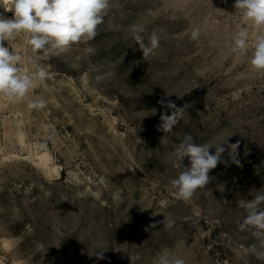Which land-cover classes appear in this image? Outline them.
Instances as JSON below:
<instances>
[{
    "label": "rangeland",
    "instance_id": "obj_1",
    "mask_svg": "<svg viewBox=\"0 0 264 264\" xmlns=\"http://www.w3.org/2000/svg\"><path fill=\"white\" fill-rule=\"evenodd\" d=\"M234 2L118 0L91 54L79 45L47 56L26 36L8 42L25 71L43 65L49 78L30 92L44 109L0 96V264H157L163 251L185 264H264L237 226L239 200L264 188V71L231 51L238 26L250 48L257 33ZM138 24L161 37L147 61ZM169 102L186 107L164 133ZM186 133L212 153L238 142L239 165L226 150L210 183L182 201L169 181ZM164 217L176 225L157 224Z\"/></svg>",
    "mask_w": 264,
    "mask_h": 264
},
{
    "label": "clouds",
    "instance_id": "obj_2",
    "mask_svg": "<svg viewBox=\"0 0 264 264\" xmlns=\"http://www.w3.org/2000/svg\"><path fill=\"white\" fill-rule=\"evenodd\" d=\"M118 6V0H0V96L9 100L26 102L30 110L44 109L47 101L43 98H30L31 90L37 84H43L49 78V72L43 65H33L31 71L22 68L24 58L11 50L7 45L17 37L26 36L27 44L33 52H43L47 56L60 55L74 46L84 45L83 51L91 54L90 46L97 36V29L109 11ZM245 24H251L257 29L255 38L249 46L250 32L246 27H237L233 36L231 51L237 56H247L251 68L264 71V0H235L233 4ZM10 12L11 17L5 15ZM172 19H176L175 16ZM135 44L139 46L143 59L153 55L160 47L161 37L153 31L147 38L143 35L145 28L134 25L131 29ZM201 29L193 27L190 39L199 40ZM171 116L162 117L161 130L171 132L185 111V107H176ZM239 143L228 145L229 156L233 163L236 160ZM209 144H196L191 134H185L172 155L178 161L180 170L169 183L176 189V197L188 201L199 189L205 188L211 180L210 171L222 163V154L226 149L219 145L215 152ZM235 153V155H234ZM188 158V166L183 162ZM119 194H114V199ZM239 207L245 210L242 221H237L241 231L248 232L254 238V243L248 246V252L257 260L264 261V188L257 191L251 199H240ZM157 224H163L166 229H172L176 220L164 217ZM150 227L155 228L156 224ZM97 259H103V252L95 253ZM157 264H185L184 259L163 251Z\"/></svg>",
    "mask_w": 264,
    "mask_h": 264
}]
</instances>
